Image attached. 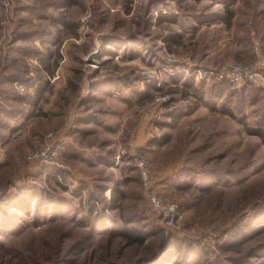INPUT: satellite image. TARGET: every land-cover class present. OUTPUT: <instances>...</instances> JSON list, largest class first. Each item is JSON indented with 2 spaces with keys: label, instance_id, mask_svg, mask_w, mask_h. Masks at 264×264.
<instances>
[{
  "label": "rangeland",
  "instance_id": "obj_1",
  "mask_svg": "<svg viewBox=\"0 0 264 264\" xmlns=\"http://www.w3.org/2000/svg\"><path fill=\"white\" fill-rule=\"evenodd\" d=\"M262 51L264 0H0V264H264Z\"/></svg>",
  "mask_w": 264,
  "mask_h": 264
},
{
  "label": "built area",
  "instance_id": "obj_2",
  "mask_svg": "<svg viewBox=\"0 0 264 264\" xmlns=\"http://www.w3.org/2000/svg\"><path fill=\"white\" fill-rule=\"evenodd\" d=\"M226 79L235 87L244 85H264V71L259 66V59L250 62H233L226 73ZM45 151L41 150L37 154L44 156ZM142 168V163L139 164ZM143 175H145L142 169ZM148 193V199L151 208L159 214H164L171 219L175 212V205L170 202H164L157 192L151 189ZM162 212V213H160Z\"/></svg>",
  "mask_w": 264,
  "mask_h": 264
},
{
  "label": "water",
  "instance_id": "obj_3",
  "mask_svg": "<svg viewBox=\"0 0 264 264\" xmlns=\"http://www.w3.org/2000/svg\"><path fill=\"white\" fill-rule=\"evenodd\" d=\"M96 55H98V56L100 55V53H98V50H95V51L89 53L87 59L89 61L94 60L93 57L96 56Z\"/></svg>",
  "mask_w": 264,
  "mask_h": 264
},
{
  "label": "crops",
  "instance_id": "obj_4",
  "mask_svg": "<svg viewBox=\"0 0 264 264\" xmlns=\"http://www.w3.org/2000/svg\"><path fill=\"white\" fill-rule=\"evenodd\" d=\"M259 66L264 69V51H262V55H260Z\"/></svg>",
  "mask_w": 264,
  "mask_h": 264
},
{
  "label": "trees",
  "instance_id": "obj_5",
  "mask_svg": "<svg viewBox=\"0 0 264 264\" xmlns=\"http://www.w3.org/2000/svg\"><path fill=\"white\" fill-rule=\"evenodd\" d=\"M129 232H130V231H129L128 229H126V227H125V234L128 235V234H130ZM131 234H133V233H131ZM141 239H142V238H139V240H141ZM174 263H175V262H174ZM189 264H190V263H189Z\"/></svg>",
  "mask_w": 264,
  "mask_h": 264
}]
</instances>
